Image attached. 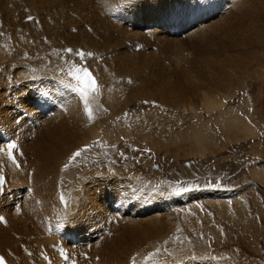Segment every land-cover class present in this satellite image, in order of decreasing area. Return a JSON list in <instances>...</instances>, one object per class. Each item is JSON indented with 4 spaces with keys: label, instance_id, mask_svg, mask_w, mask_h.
Wrapping results in <instances>:
<instances>
[{
    "label": "rangeland",
    "instance_id": "obj_1",
    "mask_svg": "<svg viewBox=\"0 0 264 264\" xmlns=\"http://www.w3.org/2000/svg\"><path fill=\"white\" fill-rule=\"evenodd\" d=\"M17 1L10 0L11 5L8 0H0V3L4 4L0 13L13 17L18 11L17 14L23 15V18L25 17L27 20L24 19L20 23L0 22V95L2 94L0 96V147H5L8 142H15L17 145L13 151L15 163L8 158L6 151L0 152V177L4 178V183L0 185V216L6 219V215L13 213L17 218L20 216L21 222H25V224L28 219L27 223L32 227L35 225L41 227L40 230L44 232L45 236L47 235V238L48 234L57 238L59 236L57 229L63 230L61 235L67 237L65 238L67 240L63 241L67 244L65 246L77 251L73 255V259L75 257L73 264H78L76 260L82 257L81 254L86 249H99L107 241L119 243L117 245L122 247L121 257L125 261L127 260V264H264V46H257L245 53L253 52L251 61L246 62L247 68L244 69L243 66L246 55L242 54L238 59V66L229 64L227 70L218 73L208 69L198 68V70L197 67H191L189 62L197 55L195 48H204L205 43L212 46L211 49L208 48L211 53L219 50L221 41L218 34L211 33L212 37L207 34L204 38L208 42L207 40L205 42L204 38L201 39L202 41H198L201 46H197L199 43L194 41L195 44L197 43V47L193 45L194 43L189 44L191 41L187 40L186 36L188 32L195 30L196 26L199 27L204 23V25H208L211 21L215 22L228 10V13L235 12L234 15L246 14L250 9L251 0H248L250 3L247 0H240V2L237 0L238 3L236 0H183L184 2L180 5L181 9L174 14V19L166 22L167 29H170L169 36L182 42L180 59L177 58L178 54H171L172 44L162 40L156 42V39L152 38L150 32L155 27L147 28L139 22H132L137 17L135 9L138 8L136 6H142L139 1L144 5L148 2L146 5H150L151 0H50L52 4L48 0H40L41 4L39 0H36L37 2L26 0L29 3L28 7L20 5ZM42 2H47V4L44 3L43 6ZM56 2L58 5L55 4ZM112 2H115L116 5ZM252 2V7L255 10L262 11L260 3H257L256 0H252ZM101 3L105 5L101 6ZM32 5L33 7H31ZM198 5H200L197 9L201 11V18L198 23L192 25L194 19L196 20L194 9ZM48 6L52 8L50 7V9ZM112 7H115L116 10L106 13L109 20L114 25L137 31L139 35H131L129 38L128 35L124 36L122 31L120 34L118 31L120 29L103 24L97 25L95 21L93 22V13L97 15L96 12L99 10L103 15L106 8L110 10ZM52 14L55 16L53 17ZM90 14L92 25L89 23L88 15ZM247 14L251 22L254 16L251 12ZM116 16L119 18L116 19ZM180 17H182L181 26L186 24V27L180 30L181 34L173 30L175 28L173 20L176 21ZM52 20L53 22H51ZM65 22L69 24H65ZM248 22L249 20L244 21V23ZM42 24L45 25L44 28ZM71 24L73 25L71 26ZM49 27H52L51 30ZM112 30L114 34L116 32L117 37L114 36ZM107 32H110L114 37ZM171 33L178 36H171ZM120 35L124 37L122 38ZM216 40L219 41L220 46ZM89 43L90 45L94 43L97 47L103 45L102 52L98 51V53L96 51L98 48H91L88 46ZM163 43L167 46L165 47ZM69 48L73 49L71 54L65 52V49ZM76 51H82L85 54L92 53V55L80 58L76 55ZM164 53L165 55H163ZM219 54V56H223L222 53ZM189 57L190 60H188ZM224 57L229 61L228 55ZM176 60L179 62L177 63ZM174 64H178L179 67ZM71 65L87 68L97 82L98 90L90 103L91 120L85 114L84 105L79 97L60 83V81L70 82L66 72ZM116 65L118 66L116 67ZM180 67H186L181 69L186 71L185 76L189 75V79L187 77L185 79V76L181 77ZM175 69L179 70H176L178 74ZM190 70L192 71L189 72ZM242 74L247 75L242 76ZM136 76L142 78L141 83L133 82L137 78ZM161 85L167 90L162 89ZM174 85L175 87H173ZM172 88H174V95ZM156 90L159 93L166 92L162 93L166 98L173 95L177 99L170 96L167 98L168 103L164 105L165 103H160L153 98V96L158 97ZM73 100L78 106L81 118H76L78 109L74 112L75 117L71 115V111L68 112L69 106L73 105ZM209 100L214 103L213 108L206 106V101ZM3 116L6 118L3 119ZM72 117L75 121H72ZM235 118L236 122L233 120ZM56 124L60 125L59 128L56 127ZM47 126L52 130L47 129L48 132L57 136V138L55 137L56 142L53 140L50 143V140L47 139L48 134L46 135L47 130L45 129ZM72 127L76 131H73ZM42 130L46 131V143L43 142L44 138L42 141L44 135V132L41 133ZM38 132L40 134L36 135ZM72 134H75L76 137ZM35 136H41V138H37L43 142L42 145L37 144L39 141ZM64 137L66 142L63 141ZM197 137L199 140L195 139ZM60 140L61 143H59ZM35 141V146L36 144L40 146L39 149L38 146H34L33 142ZM81 148H87L88 151L82 152L81 156L65 170L64 164L68 162L71 154ZM49 149H51V153ZM42 151L44 156L48 153L46 158L44 157L46 165H48V161L55 168L50 169L49 174H45L43 189L40 188L42 178L39 179V176H36L37 168L34 166L35 164L37 166L39 158L37 155ZM26 152L36 157L29 156ZM35 152L36 154H32ZM59 152H64L60 153L64 156L61 157ZM24 153L26 154L25 158ZM25 159L28 162L32 159L35 163L31 160L28 165ZM57 163L61 165L58 166ZM31 165L34 167L30 168ZM23 170L24 172L26 170L25 174L22 173ZM55 174L58 178L54 177ZM38 186L39 189H37ZM41 190H45L49 194ZM36 191H41L40 193L43 194L38 196L39 192ZM61 195L67 201V206L60 203ZM49 199H53V201H49ZM35 200L37 201L35 202ZM20 203L23 204L20 205ZM115 203L120 204V207L111 212L110 207ZM44 207H52L53 213L56 212L55 216L53 215L56 220L54 219L55 224L52 227L47 226L43 212L40 213ZM58 207L60 211H58ZM19 210L21 212H18ZM142 210L143 214L140 213ZM145 210L148 214L144 212ZM34 211H36L35 214H33ZM129 211L132 214H129ZM151 213L158 214V216L170 214L171 219L168 220L171 224L167 223L164 228L162 226L160 228L161 231L165 229L163 233L151 235L144 232L147 230H143L141 233L138 232L139 242L127 234L121 235L122 239L118 238L119 234L115 235L117 223L131 219L132 221H141L143 217L144 219H148L147 217L156 218L157 215L154 216ZM34 215L36 216L34 217ZM127 215H130L131 218L127 219ZM85 216L89 221H84ZM140 216L143 217L139 219ZM79 218L87 224L86 228H82L83 233H87V242L75 230L76 222L80 221ZM37 221L41 222V226ZM0 226L5 228L6 224L0 223ZM26 226L25 228H29L27 224ZM72 228H75V231ZM110 228H114V230L112 229V235H115L113 237L110 234ZM9 232L12 237H15L11 230ZM71 233H75L74 235L81 239L76 246L69 238ZM24 238L26 237L19 236L17 238L19 239V249H22L21 253L24 255L26 253L29 257L34 256L31 257L34 260H37V256L44 261L43 264H67L64 262V256L61 255L63 252L69 259L70 253L67 249L57 250L59 253L54 252L58 254V257H61V262H52L51 255L57 257V254H48L49 252L46 253L39 245L41 246L42 243L48 249L50 248L49 251H56L54 244L49 243V240H44L37 246L33 244L31 247L30 245L31 252L30 250L25 252L23 250L26 248L24 243L28 240H24ZM33 249L36 251H34L35 253L32 252ZM14 255L12 256L13 263L20 264L19 253ZM0 257L5 258L4 264H9L7 256L0 254ZM98 259L101 260L99 256H96L94 264H100ZM34 260L29 261L34 262ZM35 264H38V260Z\"/></svg>",
    "mask_w": 264,
    "mask_h": 264
},
{
    "label": "bare ground",
    "instance_id": "obj_2",
    "mask_svg": "<svg viewBox=\"0 0 264 264\" xmlns=\"http://www.w3.org/2000/svg\"><path fill=\"white\" fill-rule=\"evenodd\" d=\"M2 1V0H1ZM9 2H10V0H8ZM30 1V0H29ZM32 1V0H31ZM36 1V0H35ZM48 1H50V0H48ZM47 1V2H48ZM53 1V0H52ZM52 1H50V3L52 4ZM60 1H62V0H60ZM65 1V0H64ZM82 1V0H81ZM100 1H104V0H100ZM110 1H112V0H110ZM109 1V2H110ZM126 1H128V0H126ZM149 1V0H148ZM152 2H151V4H150V2H149V4L150 5H146V4H148V2L147 3H145V5H144V3H141L140 1H139V3H140V5H142V6H139L138 7V5L136 6L138 9H135L136 10V12H137V17L135 18V19H133L132 20V22H139V23H141L144 27H155V29H153V30H151V32H150V34L152 35V38H154V40L157 42H160V40H162L163 42L164 41H167V42H169L170 44H172V47L170 48L171 49V51H172V53H171V51H170V53L171 54H178V59H180V56H181V54H182V42L181 41H178L179 39H173L172 37H170L169 36V33H170V29H167V27H166V22L167 21H170L171 19H173L174 18V14L179 10V9H181V7L182 6H180V5H182V3L184 2L183 0H151ZM187 1V0H186ZM193 1V0H192ZM237 1V0H236ZM239 2H240V0H238ZM238 1H237V3H238ZM243 1H245V0H243ZM254 1V0H253ZM7 2V1H6ZM18 3H20V5L22 4V5H24L25 7H28L29 6V3H28V1H26V0H18L17 1ZM16 2V3H17ZM34 2V1H33ZM37 2V1H36ZM47 2H44L45 4H47ZM67 2V1H66ZM247 2L248 3H250L248 0H247ZM256 2L257 3H260L261 5H262V11H258V10H255L253 7H252V4L251 3H253L252 2V0H251V3L249 4V11L248 12H251L252 14H253V16H254V18H252V20H251V22H250V19L247 17V13L246 14H240V15H234V13H232V11L230 12V13H228L229 12V10H228V12L226 13V14H224L222 17H219V18H217L216 20H215V22L214 21H211V22H213L212 24H211V22H209L210 24H208V25H204V24H202V25H204V26H196L197 28L194 30L193 29V31H190V32H188V34L186 35L188 38H187V40H190L191 42L189 43L188 41V43L189 44H192V43H194L193 45H197V43L195 44V42L194 41H196V42H198L199 40H201L202 38H204L207 34H210V36L209 37H212L211 36V33L213 34V33H217L218 34V36H219V39H220V41H221V48L219 49V50H216L215 52H213V53H211V51H209L208 50V48H212V46H208V43H205L206 45H205V47L204 48H199V47H197V46H199L200 45V42H198L199 44L196 46L197 48H195L196 50H195V52L197 53V55H196V57L194 58V59H192V61H189L190 62V66L191 67H197L196 69H198V68H201L202 70H206V69H208V70H210V71H213V72H218V73H221V72H224V70H227L228 68H229V64L230 65H232V64H236V66H238V64H239V62H238V59H240V57H241V55L242 54H245L247 51H250V50H252V49H255L257 46H264V0H256ZM3 3H4V1H3ZM11 3V2H10ZM39 3L41 4V1L39 0ZM44 3L42 2V5L44 6ZM65 3V2H64ZM115 3V2H114ZM113 2H112V4H114ZM138 3V4H139ZM234 4L236 3V2H233ZM248 3H246L247 4V6H248ZM5 4V3H4ZM4 4H2V3H0V11L4 8ZM9 4V3H8ZM7 4V5H8ZM14 4V3H13ZM38 4V3H37ZM36 4V5H37ZM48 4H49V2H48ZM55 4H57V2L55 3ZM96 4V3H95ZM102 4L103 3H101V6H102ZM110 4V3H109ZM111 4V6H114V5H112ZM134 4H135V2H134ZM137 4V3H136ZM184 4H187V3H184ZM11 5H12V3H11ZM10 5V6H11ZM33 5H35V4H33ZM33 5L31 6V7H33ZM58 5V4H57ZM103 5H105V4H103ZM115 5H116V3H115ZM122 5V4H121ZM133 5V4H132ZM243 5V4H242ZM38 6V5H37ZM46 6V5H45ZM60 6V5H59ZM110 6V7H111ZM124 6V5H123ZM234 6V5H233ZM40 7V6H39ZM49 7V6H48ZM51 7V6H50ZM49 7V8H50ZM227 7V6H226ZM244 7V6H243ZM30 8V7H29ZM42 8V7H41ZM52 8V7H51ZM50 8V9H51ZM96 8V7H95ZM132 9H133V6L131 7ZM223 8H224V6H223ZM11 9V8H10ZM40 9V8H39ZM38 9V10H39ZM109 9V8H108ZM107 8L104 10V12H103V15H102V11H99V10H97V15H94V13H93V18L92 17H90L91 16V14H92V12H91V14L90 15H88L89 17H90V19H89V23H91V25H92V20H93V22L95 21V23H97V25H106V26H108V27H112V28H116V29H120V30H118L119 31V33L122 31L123 33H124V36L125 35H128V37L129 36H133V35H139V33L137 32V31H132V30H128V29H126V28H124V27H121V26H118V25H114V23L113 22H111V20H109V18L106 16V13L108 14V12H111V11H114V10H116L115 9V7H112V8H110V10H108ZM125 9V8H124ZM244 9V8H243ZM242 9V10H243ZM6 10V9H5ZM41 10V9H40ZM45 10V9H44ZM43 10V11H44ZM47 10V9H46ZM59 10V9H58ZM90 10V9H89ZM93 10V9H92ZM102 10H103V8H102ZM121 10H123V9H121ZM129 10V9H128ZM241 10V11H242ZM260 10V9H259ZM20 11V10H19ZM126 12H127V10H125ZM17 12L18 11H16V13L14 14V16L12 17V16H7L6 14H3L2 12V14L0 13V22H10V21H14L15 23H20V22H22L24 19H25V17L23 18V15L21 16L20 14H17ZM41 12V11H40ZM62 12V11H61ZM86 13H87V11H85ZM11 13V12H10ZM20 13H23V12H20ZM242 13H244V12H242ZM24 14V13H23ZM56 14V13H55ZM55 14L53 15V17L55 16ZM89 14V13H88ZM132 14V13H131ZM238 14V13H237ZM250 14V13H249ZM130 15V14H129ZM133 15V14H132ZM25 16H26V14H25ZM29 16V15H28ZM57 16H59V15H57ZM63 16V15H62ZM61 16V17H62ZM88 16H87V18H88ZM96 16V17H95ZM135 16V15H134ZM85 17V16H84ZM95 17V18H94ZM115 17V16H114ZM218 17V16H217ZM21 18H23V19H21ZM60 18V17H59ZM87 18H85V19H87ZM91 18H92V20H91ZM111 18V17H110ZM117 18H119V17H117L116 16V19ZM42 19V18H41ZM40 19V20H41ZM62 19V18H61ZM84 19V18H83ZM115 19V18H114ZM26 20V19H25ZM43 20V19H42ZM58 20V19H57ZM91 20V21H90ZM213 20V19H212ZM245 20H249V22L248 23H244V21ZM255 22H254V21ZM27 21V20H26ZM55 21V20H54ZM114 21V20H113ZM209 21V20H208ZM3 22V23H4ZM43 22V21H42ZM51 22H53V20L51 21ZM58 22V21H57ZM71 22H73V21H71ZM70 22V23H71ZM129 22V21H128ZM206 22V21H205ZM13 23V22H12ZM39 23V22H38ZM50 23V22H49ZM54 23H56V21L54 22ZM131 23V22H130ZM129 23V24H130ZM261 23V24H260ZM7 24V23H6ZM35 24V23H34ZM65 24H69L68 22H65ZM74 25H76L75 23H73ZM73 24H71V26L73 25ZM94 24V23H93ZM132 24V23H131ZM140 24V25H141ZM11 25V24H10ZM43 25V24H42ZM42 25H41V27H42ZM47 25V24H46ZM96 25V24H95ZM133 25V24H132ZM183 25V29L186 27V24H182ZM44 26L45 25H43V28H44ZM53 26V25H52ZM40 27V28H41ZM48 27V26H47ZM67 27V26H66ZM69 27V26H68ZM136 27V26H135ZM201 27V28H200ZM51 28L52 27H49V29L51 30ZM55 28V27H54ZM111 28V29H112ZM200 28V29H199ZM28 29V28H27ZM102 30V29H101ZM155 30V31H154ZM47 31H48V29H47ZM57 31V30H56ZM94 31V30H93ZM99 31H100V29H99ZM117 31V32H118ZM53 32V31H52ZM58 32V31H57ZM82 32V31H81ZM12 33H14V32H12ZM55 33V32H54ZM53 33V35H55ZM108 34L110 33V32H107ZM107 33H106V35H107ZM112 33H113V30H112ZM118 33V34H119ZM141 33V32H140ZM145 33V32H144ZM83 34H84V32H83ZM114 34V33H113ZM115 34H116V32H115ZM114 34V36L115 37H117V35H115ZM120 34H122V33H120ZM217 34H215V35H217ZM16 35V34H15ZM50 35V34H49ZM102 35H104V34H102ZM109 35H111V36H113L111 33L109 34ZM109 35H107V36H109ZM140 35H142V33L140 34ZM47 36V35H46ZM100 36V35H99ZM105 36V35H104ZM106 36V37H107ZM113 36V37H114ZM122 38L124 37L123 35H120ZM143 36V35H142ZM171 36H174V37H177L178 35L177 34H173V33H171ZM12 37V36H11ZM14 37V36H13ZM87 37V36H86ZM85 37V38H86ZM96 37V36H95ZM135 37H137V36H135ZM134 37V38H135ZM209 37H208V39H209ZM82 38H83V36H82ZM103 38V37H102ZM112 38V37H111ZM110 38V39H111ZM119 38V37H118ZM130 38V37H129ZM133 38V37H132ZM143 38H144V36H143ZM207 38V37H206ZM78 39V38H77ZM86 39H88V37L86 38ZM97 39V38H96ZM141 39V38H140ZM216 39H218V37H216ZM80 40V39H79ZM82 40V39H81ZM130 40V39H129ZM135 40V39H134ZM144 40V39H143ZM205 42H206V40L207 39H203ZM210 40H212V38H210ZM84 41H86V40H84ZM89 41V40H88ZM91 41H92V39H91ZM161 41V42H162ZM202 41V40H201ZM218 40H216V43L219 45V41L217 42ZM104 42V41H103ZM186 42V43H187ZM207 42H208V40H207ZM214 42H215V40H214ZM82 43V42H81ZM86 43V42H85ZM91 43V42H90ZM90 43L88 44V46H90L91 48H96L97 47V45L96 44H92V45H90ZM109 43V42H108ZM112 43V42H111ZM133 43V42H132ZM201 43H203V42H201ZM84 44V43H83ZM100 44V43H99ZM112 44H114V43H112ZM149 44V43H148ZM160 44V43H159ZM95 45V46H94ZM158 45V44H157ZM163 45H164V43H163ZM174 45V46H173ZM192 45V46H193ZM103 46V45H102ZM102 46H100V47H97L98 48V50H96L97 52L98 51H100V52H102ZM105 46V45H104ZM165 47L167 46V45H164ZM168 46H169V44H168ZM201 46V45H200ZM203 46V45H202ZM208 46V47H207ZM220 46V45H219ZM158 47H159V45H158ZM163 47V46H162ZM207 47V48H206ZM161 48V47H160ZM210 48V49H211ZM103 49H104V47H103ZM159 49V48H158ZM163 49H165V48H163ZM169 49V47H168V50H170ZM185 49V48H184ZM191 49V48H190ZM105 50V49H104ZM166 50H167V48H166ZM173 50H174V53H173ZM193 50V49H192ZM162 51V50H161ZM214 51V50H213ZM257 51V50H256ZM175 52H178V53H175ZM192 52V51H191ZM99 53V52H98ZM188 53V52H187ZM219 53H222V55L223 56H219L220 54ZM230 53V54H229ZM248 53V52H247ZM101 54V53H100ZM166 54H169V53H166ZM128 55V54H127ZM159 55V54H158ZM163 55H165V53L163 54ZM170 55V54H169ZM225 55H228L229 56V61H227V59L224 57ZM246 55V59H245V63L243 64L242 62V64H243V66H244V69H245V67H246V65H247V63H248V61H251V59H252V55H253V52H251L250 54H245ZM129 56V55H128ZM172 56V55H171ZM174 56V55H173ZM172 56V57H173ZM185 56H187V55H185ZM249 56V57H248ZM261 56V55H260ZM125 57V56H124ZM167 57V56H166ZM166 57H164V58H166ZM175 57V58H176ZM126 58V57H125ZM149 58V57H148ZM147 58V60H149ZM183 58V57H182ZM159 59V58H158ZM191 58L189 57V59L188 60H190ZM243 59V58H242ZM106 60V59H105ZM118 60V59H117ZM174 60V59H173ZM186 60H187V58H186ZM126 61V60H125ZM150 61V60H149ZM183 61V60H182ZM184 61H185V59H184ZM240 61V60H239ZM117 62V61H116ZM128 62V61H127ZM144 62V61H143ZM176 62H177V60H176ZM179 62V61H178ZM177 62V63H178ZM247 62V63H246ZM118 63V62H117ZM150 63V62H149ZM105 64H108V63H105ZM105 64H102V65H105ZM180 64V63H179ZM185 64V63H184ZM188 64V63H187ZM124 65H125V62H124ZM174 65H176V64H174ZM173 65V66H174ZM178 65V64H177ZM176 65V67H179V65L177 66ZM241 65V64H240ZM118 65H116V67H117ZM122 66V65H121ZM172 66V67H173ZM184 66V65H183ZM120 67V66H119ZM127 67V66H126ZM187 67V66H186ZM185 67V68H186ZM190 67V68H191ZM232 67V66H231ZM125 68V67H124ZM174 68V67H173ZM181 68H184V67H180V69ZM184 68V69H185ZM194 68H192L193 70H194ZM238 68V67H237ZM236 68V69H237ZM247 68V67H246ZM114 69V68H113ZM129 69V68H128ZM200 69V70H201ZM133 70H135V69H133ZM179 71L178 69H175V71ZM199 70V69H198ZM233 70H235V69H233ZM240 70V69H239ZM129 71V70H128ZM143 71V70H142ZM177 71H176V73H177ZM188 71V70H187ZM192 70H190L189 72H191ZM231 71V70H230ZM138 72V71H137ZM155 72V71H154ZM185 70H182L181 69V71L179 72V74L181 73V77H184L186 74H185ZM239 72V71H238ZM163 73V72H162ZM175 73V72H174ZM194 73V72H193ZM198 73V72H197ZM197 73H195V74H197ZM199 73H201L200 71H199ZM199 73H198V75H199ZM159 74V73H158ZM160 74H161V72H160ZM178 74V73H177ZM223 74V73H222ZM221 74V75H222ZM139 75H140V73H139ZM214 75V74H213ZM212 75V76H213ZM247 75V74H246ZM246 75H243L242 74V76H246ZM167 76V75H166ZM189 76V75H188ZM188 76H185V79H186V77L188 78ZM229 76V75H228ZM137 77V76H136ZM180 77V76H179ZM219 77V76H218ZM194 78H195V76H194ZM217 78V77H216ZM224 78V77H223ZM141 79L142 78H139V77H137L136 79H134L133 80V82H138V83H141ZM166 79V78H165ZM164 79V80H165ZM189 79V78H188ZM191 79V78H190ZM219 79V78H218ZM145 80V79H144ZM146 80H147V78H146ZM146 80L144 81V82H146ZM163 80V81H164ZM167 80V79H166ZM181 80V79H180ZM179 80V81H180ZM201 80V79H200ZM68 81V80H67ZM140 81V82H139ZM143 81H142V84L144 83ZM153 82V81H152ZM164 82H167V81H164ZM187 82H189L188 80H187ZM138 83H137V85H138ZM149 83H151V82H149ZM167 83H169V82H167ZM171 83V82H170ZM210 83V82H209ZM245 83H246V81H245ZM135 84V83H134ZM152 84V83H151ZM150 84V85H151ZM163 84V83H162ZM144 85V84H143ZM146 85H148V83H146ZM165 85H168V84H166L165 83ZM172 85V84H171ZM157 86V85H156ZM156 86H155V88H156ZM162 87H163V85H161ZM179 86V85H178ZM145 87H147V86H145ZM150 87V86H149ZM152 87V86H151ZM158 87V86H157ZM169 88L171 87L170 86V84H169V86H168ZM173 87H175V85L173 86ZM153 88V87H152ZM167 88V87H166ZM14 89V88H13ZM159 89V88H158ZM162 89H165L164 87L162 88ZM188 89V88H187ZM27 90V89H26ZM137 90V89H136ZM139 90V89H138ZM155 90V89H154ZM165 90H167V89H165ZM170 90V89H169ZM172 90H173V95H174V88H172ZM20 91V90H19ZM23 91V90H22ZM142 91H143V89H142ZM141 91V92H142ZM144 91L146 92V89H144ZM138 92V91H137ZM140 92V91H139ZM155 92V91H154ZM156 92H158L157 90H156ZM161 92V91H160ZM168 92H170V91H168ZM172 92V91H171ZM149 93V92H148ZM163 94L164 93H166V92H162ZM162 93H159L158 92V97L157 96H153V98L155 99V100H158V101H160V103H165L164 105H166V103H168V100H167V98H169L170 96H172L173 97V95H168L169 97H165V96H163V94ZM26 94V93H25ZM170 94V93H169ZM221 94H223V93H221ZM118 95V94H117ZM150 95V94H149ZM152 95V94H151ZM166 95V94H165ZM0 96H2V94L0 95ZM62 96H64V95H62ZM120 96V95H119ZM176 96V95H175ZM145 97H147V96H145ZM148 98V97H147ZM151 98H152V96H151ZM173 98H175V99H177V97H173ZM173 98H172V100H173ZM208 98V97H207ZM1 99H2V97H1ZM1 101V100H0ZM64 101V100H63ZM73 102V105H70L69 106V108H68V112L69 111H71L72 113H71V115L72 116H74V112L75 111H77V109H78V106H77V104H76V102L73 100L72 101ZM170 102H171V98H170ZM170 102H169V104H170ZM176 102V101H175ZM216 102V101H215ZM29 103V102H28ZM75 103V104H74ZM217 103V102H216ZM219 103V102H218ZM19 104V103H18ZM172 104V103H171ZM20 105V104H19ZM23 105V104H22ZM168 105V104H167ZM21 106V105H20ZM119 106V105H118ZM174 106V105H173ZM172 106V107H173ZM206 106H208L209 108H213L214 107V103L211 101V100H209V101H206ZM216 106V105H215ZM29 107V106H28ZM217 107V106H216ZM221 107V106H220ZM61 108V107H60ZM218 108H219V106H218ZM27 109V108H26ZM25 109V110H26ZM214 109H216V108H214ZM3 110V109H2ZM74 110V111H73ZM207 110V109H206ZM213 110V109H212ZM24 111V110H23ZM27 111V110H26ZM29 111V110H28ZM62 111V110H61ZM209 111V110H208ZM60 112V111H59ZM79 112V109H78V111L76 112V118L77 117H79V118H81L80 117V114L78 113ZM29 113V112H28ZM57 113V112H56ZM56 113H53V114H56ZM8 115V114H7ZM64 115V114H63ZM9 116V115H8ZM60 116V115H59ZM70 116V115H69ZM82 116V115H81ZM1 117V116H0ZM17 117V116H16ZM75 117V116H74ZM4 118H6V117H4L3 116V119ZM55 118V117H54ZM53 118V119H54ZM70 118V117H69ZM9 119V118H8ZM19 119V118H18ZM58 119V118H57ZM60 119V118H59ZM72 119V121H75V119L72 117L71 118ZM2 120V119H1ZM52 120V119H51ZM64 120V119H63ZM67 120V119H66ZM233 120H235L234 122H236V118L235 119H233ZM58 121H60V120H58ZM57 121V122H58ZM71 121V120H70ZM238 121V120H237ZM8 122V121H7ZM64 122H65V120H64ZM49 123H51V122H49ZM59 123H62V122H59ZM66 123V122H65ZM233 123V122H232ZM6 124V123H5ZM8 124V123H7ZM70 125H71V123H69ZM222 124V123H221ZM225 124V123H224ZM229 124V123H228ZM20 125V124H19ZM53 125L55 126V124L53 123ZM52 125V126H53ZM57 126L56 127H58V126H60V125H58V124H56ZM76 125V124H75ZM74 125V126H75ZM223 125V124H222ZM226 125V124H225ZM235 125V124H234ZM1 126V125H0ZM4 127H5V125H3ZM6 126H9V125H6ZM50 126V125H49ZM64 126V125H63ZM4 127H2V128H4ZM22 127H23V125H22ZM65 127V126H64ZM63 127V128H64ZM95 127V126H94ZM24 128V127H23ZM22 128V129H23ZM52 128V127H51ZM59 128V127H58ZM73 128V127H72ZM71 128V129H72ZM223 128H225V127H223ZM6 129V128H5ZM9 129V128H8ZM11 129V128H10ZM25 129V128H24ZM28 129V128H27ZM46 130L47 129H50V127L48 128V126H47V128H45ZM85 129V128H84ZM19 130V129H18ZM21 130V129H20ZM54 130V129H53ZM59 130V129H58ZM70 130V129H69ZM69 130H68V132H69ZM73 131H76L74 128L72 129ZM228 130H231V129H228ZM10 131V130H9ZM50 131H52L51 129H50ZM50 131L48 132V130H47V133H46V131L44 132L43 130L41 131V133L42 132H44V137L42 136V141H43V138H44V143H46L45 142V140H46V138L47 139H49L50 141V143L51 142H53V140H55V142H56V139H55V137L57 138V136H55L54 134H52V132H51V134H50ZM55 131H57V129H55ZM54 131V132H55ZM60 131V130H59ZM246 131V130H245ZM40 132V131H39ZM37 133L36 135H38V134H40V133ZM63 132V131H62ZM71 132V131H70ZM45 133H46V135L48 134V136L46 137V135H45ZM59 133V132H58ZM64 133V132H63ZM71 133H73V132H71ZM70 133V134H71ZM60 134V133H59ZM68 134V133H67ZM57 135V134H56ZM73 135V134H72ZM77 135V134H76ZM73 136H75V134L73 135ZM36 137V136H35ZM37 137H39V136H37ZM36 137V140L37 141H39L38 139L39 138H41V136L39 137V138H37ZM46 137V138H45ZM61 137H63V136H61ZM61 137H58V138H61ZM67 137V136H66ZM76 137V136H75ZM78 138V137H77ZM80 138V137H79ZM69 139H70V137H69ZM81 139V138H80ZM82 139H84V138H82ZM195 139H198L199 140V138L197 137V138H195ZM27 140V139H26ZM58 140V139H57ZM47 141V140H46ZM63 141L64 142H66L67 140L65 139V137L63 138ZM71 141H72V139H71ZM70 141V142H71ZM40 142V143H39ZM39 142H37V144L38 145H40L41 143L43 144V142H41V141H39ZM81 142H82V140H81ZM34 143V146H35V143H36V141L35 142H33ZM59 143H61V140H60V142ZM28 144V143H27ZM36 144V146L35 147H37L38 145ZM41 144V145H42ZM55 144V143H54ZM66 144V143H65ZM76 144V143H75ZM45 145V144H44ZM66 145H68V144H66ZM70 145V144H69ZM74 145V144H73ZM72 145V146H73ZM48 146V145H47ZM49 146H50V144H49ZM29 147V146H28ZM39 147L40 146H38V149H39ZM45 147V146H44ZM44 147H42L43 149H44ZM52 147V146H51ZM57 147V146H56ZM58 147H59V145H58ZM57 147V148H58ZM63 147V146H62ZM64 147H65V145H64ZM70 147V146H69ZM30 148V147H29ZM55 148V147H54ZM66 148V147H65ZM36 148H34V150H35ZM46 149H47V147H46ZM59 149V148H58ZM57 149V150H58ZM67 149H68V147H67ZM27 150H28V152H29V149L27 148ZM33 150V151H34ZM37 150V149H36ZM42 150V149H41ZM38 151V150H37ZM36 151V152H37ZM48 151V150H47ZM49 151H50V153H51V149H49ZM54 151H55V149H54ZM66 151V150H65ZM36 152L35 153H32V154H36ZM41 152V151H40ZM67 152V151H66ZM66 152H65V154H66ZM47 153V152H46ZM60 153H64V152H59V155L62 157V156H64L63 154H60ZM26 154L28 155L29 154V156H35V155H31V153H27L26 152ZM26 154L24 153V158H25V156H26ZM42 154V156H39V155H41ZM38 153V155H37V157H39L38 158V162H37V166H36V164L34 165L37 169V171H36V176H39V179H41V183H42V185H41V187L40 188H42L43 189V186H44V184H43V178L45 179V174H47L48 172H49V170L50 169H55L52 165H50V163L47 161V164L48 165H46V163H45V156L46 155H48V153L44 156L43 154V151H42V153ZM55 154V153H54ZM68 155V154H67ZM52 156H53V154H52ZM66 156V155H65ZM36 157V156H35ZM35 157H33V159L35 158ZM45 157V158H44ZM24 158H23V160H24ZM65 158V157H64ZM51 159H52V157H51ZM22 160V159H21ZM32 160V159H31ZM31 160H29V162L27 161V159H25V161H27L26 162V164H30V161ZM35 161H37V159L35 158L34 159ZM34 160H32V162H34L35 163V161ZM25 161H23V162H25ZM61 161V160H60ZM22 162V161H21ZM31 162V163H32ZM58 162V161H57ZM54 164V163H53ZM63 164V163H62ZM23 165V164H22ZM28 165H25L26 167L28 166ZM57 165H58V163H57ZM56 165V166H57ZM61 165V164H60ZM60 165H58V166H60ZM25 166H23L24 168L23 169H25ZM34 166H32L31 165V167L30 168H32V167H34ZM22 167V166H21ZM29 167V166H28ZM5 168V167H4ZM29 168V169H30ZM60 168V167H59ZM22 169V168H21ZM27 169V168H26ZM3 171V170H2ZM29 171V170H28ZM30 171H31V169H30ZM29 171V172H30ZM56 171H58L57 169H56ZM24 172V170L22 171V173ZM25 172H26V170H25ZM25 172H24V174H25ZM33 173V172H32ZM57 173V172H56ZM5 174V173H4ZM27 174V173H26ZM49 174V173H48ZM30 175H31V173H30ZM34 176H35V173L33 174ZM32 175V176H33ZM53 175H54V172H53ZM25 176V175H24ZM27 177V176H26ZM54 177H57L58 178V176H56V174H55V176ZM32 178V177H31ZM34 178V177H33ZM23 179V178H22ZM27 179H28V177H27ZM36 180V179H35ZM49 180V179H48ZM52 180V179H51ZM57 180V179H56ZM29 181V180H28ZM50 181V180H49ZM47 182V181H46ZM45 182V183H46ZM103 182V181H102ZM29 183V182H28ZM30 183H32V182H30ZM37 183H38V181H37ZM55 183H57L56 181H55ZM110 183V182H109ZM30 186H31V184H29ZM33 186H34V184H32ZM38 185V184H37ZM39 185V186H40ZM54 185H56V184H54ZM59 185V184H58ZM9 186V185H8ZM24 186H25V183H24ZM23 186V187H24ZM30 186H28V187H30ZM39 186H38V188L37 189H39ZM47 186V185H46ZM45 186V187H46ZM52 186V188H53V185H51ZM57 186V185H56ZM10 187H12V186H10ZM9 187V188H10ZM49 187V186H48ZM47 187V188H48ZM55 187V186H54ZM107 187H108V184H107ZM115 187V186H114ZM12 188H14V187H12ZM33 188V187H32ZM125 188V187H124ZM49 189H50V187H49ZM48 189V190H49ZM115 189V188H114ZM14 190V189H13ZM31 190V189H30ZM51 190V189H50ZM109 190H110V188H109ZM35 191V190H34ZM42 192L43 191H45V190H41ZM41 191H36L37 193H38V196H41L42 194L40 193ZM8 192H11V191H9L8 190ZM35 192V193H36ZM46 192V191H45ZM50 192V191H49ZM51 192H54V191H51ZM55 192H56V190H55ZM102 192V191H101ZM118 192V191H117ZM126 192V191H125ZM31 193H32V191H31ZM48 192H46V194H47ZM27 194V193H26ZM49 194V193H48ZM76 194V193H75ZM117 194V193H116ZM52 195V194H51ZM96 195V194H95ZM28 196V195H27ZM31 196V195H30ZM33 196V195H32ZM85 196V195H84ZM154 196V195H153ZM36 197V196H35ZM43 197V196H42ZM53 197V196H52ZM116 197V196H115ZM38 198V197H37ZM47 198H48V196H47ZM85 198V197H84ZM105 198V197H104ZM127 198V197H126ZM131 198V197H130ZM141 198V197H140ZM154 198V197H153ZM1 199V198H0ZM30 199H31V197H30ZM32 199H34V198H32ZM41 199V198H40ZM39 199V200H40ZM89 199V198H88ZM92 199V198H91ZM117 199V198H116ZM115 199V200H116ZM142 199V198H141ZM152 199V198H151ZM41 200H43V199H41ZM47 200V199H46ZM50 200H52L53 201V199H49V201ZM83 200V199H82ZM81 200V201H82ZM84 200H86V198L84 199ZM107 200V199H106ZM121 200V199H120ZM26 201V200H25ZM33 201V200H32ZM37 200H35V202H36ZM88 201V200H87ZM94 201V200H93ZM117 201H119V200H117ZM143 201V200H142ZM41 202V201H40ZM96 202V201H95ZM104 202V201H103ZM116 202V201H115ZM128 202H129V200H128ZM140 202V201H139ZM146 202H147V200H146ZM150 202H152V201H150ZM24 203V202H23ZM22 203V204H23ZM26 203V202H25ZM49 203V202H48ZM48 203H47V205H48ZM80 203V202H79ZM119 203V202H118ZM143 203H145V202H143ZM21 203H20V205H22ZM27 204V203H26ZM42 204H43V202H42ZM107 204V203H106ZM258 204V203H257ZM50 205V204H49ZM144 206H146L145 204H143ZM142 205V206H143ZM1 206V205H0ZM30 206V205H29ZM44 206V205H43ZM51 206V205H50ZM55 206V205H54ZM73 206V205H72ZM84 206V205H83ZM149 206V205H148ZM152 206V205H151ZM25 207V206H24ZM24 207H22V208H24ZM27 207V206H26ZM31 207V206H30ZM47 207H49V206H47ZM42 208L43 209V211H41L40 213H42L43 212V216H44V218H46V221L45 222H47V226H50V227H52L54 224H55V218H54V216H55V214H56V212H55V214L53 213V211L51 210V208ZM86 207V206H85ZM96 207V206H95ZM134 207V206H133ZM136 207H138V206H136ZM3 208V207H2ZM32 208V207H31ZM33 208H35V207H33ZM40 208V207H39ZM53 208H55V207H53ZM98 208V207H97ZM139 208V207H138ZM137 208V209H138ZM56 209V208H55ZM58 209V211H60L59 210V207L57 208ZM136 209V210H137ZM157 209V208H156ZM1 210V209H0ZM7 210H8V208H7ZM25 210V209H24ZM94 210V209H93ZM96 210V209H95ZM102 210V209H101ZM126 210V209H125ZM139 210V209H138ZM143 210H144V208H143ZM143 210L142 211H140V213L141 212H143ZM148 210V209H147ZM147 210H145L144 212H146ZM9 211H11V210H9ZM29 211V210H28ZM31 211H32V209H31ZM57 211V212H58ZM11 212H13V211H11ZM18 212H21L20 210L18 211ZM35 212L36 211H34V213L33 214H35ZM90 212V211H89ZM92 212V211H91ZM93 212H97V211H93ZM102 212V211H101ZM134 212V211H133ZM151 212V211H150ZM159 212V211H158ZM4 213V212H3ZM31 213V212H30ZM67 213V212H66ZM88 213V212H87ZM147 213V212H146ZM157 213V212H156ZM23 214V213H22ZM61 214V213H60ZM79 214H80V212H79ZM78 214V215H79ZM127 214V213H126ZM129 214H132V212H130L129 211ZM141 214H143V213H141ZM148 214V213H147ZM152 215H157L156 216V218H149V217H147L148 219H144V217H143V220H141V221H132V219L131 220H126V221H121V223H117L118 224V226H117V228H115V226H114V228H115V235H117V234H119V236H118V238H120V236L122 235V236H124V234H127V235H129V236H133L134 237V239L135 240H137L138 242H139V236L140 235H138V232H140L141 233V231H143V230H147V231H144V232H148V233H150L151 235H159L161 232L163 233V231H165V229L163 230V231H161L160 230V228H161V226H162V228H164V225H167V223H170V214L168 215V213L167 214H163V215H160V216H158V214H153V213H151ZM6 215V214H5ZM31 215V214H30ZM37 215H39V214H37ZM54 215V216H53ZM63 215V214H62ZM68 215V214H67ZM90 215V214H89ZM96 215V214H95ZM94 215V216H95ZM134 215V214H133ZM133 215H131V216H133ZM139 215V214H138ZM36 215H34V217H35ZM73 216V215H72ZM128 216V217H127ZM126 217H127V219L128 218H131V217H129L130 215H127ZM134 216H136V215H134ZM146 216H148V215H146ZM150 216V215H149ZM31 217H32V215H31ZM92 217V216H91ZM137 217V216H136ZM141 216L139 217V219H141L142 218ZM151 217V216H150ZM30 218V217H29ZM38 217H36V219H37ZM57 218V217H56ZM65 218V217H64ZM63 218V219H64ZM85 218V222H87V221H89V220H87L88 219V217H84ZM90 218V217H89ZM32 219V218H31ZM41 219V218H40ZM55 219V220H54ZM58 219V218H57ZM75 219V218H74ZM82 219V218H81ZM92 219V218H91ZM125 219V218H124ZM134 219V218H133ZM137 219V218H136ZM169 219V220H168ZM5 220V224H6V227L4 228V227H2V226H0V254L1 255H3V256H7L6 258H7V261L9 262V264H14L13 262V260H12V256H15L14 254H16V253H19V256H20V259H19V261H20V264H35V262L37 263V260H38V264H43V260L42 259H40L39 257H37L36 255V258H37V260H34V259H31V257H29L28 255H26V253H25V255L23 254V253H21L22 252V249L20 250L19 249V244H18V240L19 239H17L19 236L20 237H26V238H24V240L26 239V240H28L26 243H24L25 245H26V248H24L23 250L26 252L27 250H30L31 249V247L33 246V244L35 245V246H37V245H39V242H43L44 240H49V243L51 242L52 244H54V247H55V249L54 250H56V251H49V249H48V247L46 248L42 243H41V246L39 245V247L41 248V249H43V250H45L46 251V253H48V254H51V253H54V252H58L57 250H60V251H64L65 249H67L68 251H69V253H70V256H71V258H70V256H69V259H67V260H65L64 262H67V264H73L74 263V259H75V257H74V259H73V255L74 254H76V252L77 251H74L73 249H71V248H68V247H66L65 246V244H66V242H63V241H65V240H62V239H60L61 237L60 236H57V238L55 237V236H49V234H48V238L44 235V232H42L41 230H40V228H39V226H30L28 223H27V221H28V219L26 220V224L29 226V228H25V227H27L26 226V224H25V222H21V218H20V216L17 218L13 213H10V214H8V215H6V219H4ZM23 221H24V219H22ZM34 220H35V218H34ZM34 220H32V221H34ZM38 220V219H37ZM79 220H80V218H79ZM99 220V219H98ZM167 220V221H166ZM40 221V220H39ZM93 221H94V219H93ZM36 222V221H35ZM38 222V221H37ZM43 222V221H42ZM56 222H58V221H56ZM85 222L83 223V219L82 220H80L79 222H76L77 223V228L75 229L76 230V232L79 234V236L80 237H82L83 238V240L84 241H86L87 242V240H88V236L86 235V234H84L83 233V227H87V224H85ZM91 222H92V220H91ZM97 222V221H96ZM123 222V223H122ZM165 222V223H164ZM39 224L41 223V222H38ZM44 223V222H43ZM68 223V222H67ZM67 223H65V224H67ZM75 223V222H74ZM93 223V222H92ZM45 224V223H44ZM116 224V225H117ZM171 224V223H170ZM46 225V224H45ZM68 225V224H67ZM74 225V224H73ZM89 225H91V223H89ZM94 225V224H93ZM5 226V225H4ZM40 226H41V224H40ZM46 226V227H47ZM76 226V225H75ZM97 226H98V224H97ZM74 227V226H73ZM93 227V226H92ZM95 227V226H94ZM168 227V226H167ZM171 227V226H170ZM43 228H45L44 226H43ZM42 228V230L44 231V229ZM69 228V227H68ZM80 228V229H79ZM85 228H84V230H85ZM114 228H112L113 230H114ZM73 229V228H72ZM73 229V230H74ZM95 229H96V227H95ZM112 229L110 228V231H111V235L113 234L112 233ZM168 229V228H167ZM12 231V233L15 235V237L16 236H18L17 238H15L14 236L12 237L11 235H10V232L9 231ZM74 230V231H75ZM87 230V229H86ZM70 231H72L71 229H70ZM94 231V230H93ZM166 234L168 233V232H165ZM164 233V234H165ZM75 234V233H74ZM77 234V235H78ZM104 234V233H103ZM143 232H142V236H143ZM165 234V235H166ZM95 235V234H94ZM93 235V236H94ZM97 235V234H96ZM115 235H112V237L113 236H115ZM145 235H147V233H145ZM162 235V234H161ZM164 235V236H165ZM60 237V238H59ZM31 238H33V240H31ZM115 238V237H114ZM141 238V237H140ZM22 239V238H21ZM80 239V238H79ZM120 239H122V238H120ZM163 239V238H162ZM67 240V239H66ZM81 240V239H80ZM103 240V239H102ZM22 242V241H21ZM85 242V243H86ZM94 242V241H93ZM44 243H47V242H44ZM18 244V245H17ZM51 244V245H52ZM117 244H119V243H114V242H106L105 243V245L103 246V247H101V248H99V249H95V248H92L91 250L90 249H86L81 255H82V257H80L79 258V260L77 259L76 261H78V264H94V261H95V257L96 256H99L100 258H101V260L100 259H98V260H100L99 261V263L100 264H127L126 263V261H125V259L124 258H122L121 257V252H122V247L121 246H118ZM140 244H141V240H140ZM142 244H143V242H142ZM24 245V246H25ZM30 245H31V247H30ZM67 245V244H66ZM117 245V246H116ZM49 246V245H48ZM69 246V245H68ZM88 246V245H87ZM53 247V246H52ZM70 247V246H69ZM85 247V246H84ZM90 247V246H89ZM88 247V248H89ZM143 247V246H142ZM85 249V248H84ZM83 249V250H84ZM32 250V249H31ZM31 250H30V252H31ZM7 251V252H6ZM35 250L33 249V251L32 252H34ZM44 251V252H45ZM48 251V252H47ZM9 252V253H8ZM30 252L28 251V253L30 254ZM36 252V251H35ZM34 252V253H35ZM33 253V254H34ZM59 253V252H58ZM61 253V252H60ZM80 253V252H79ZM128 253V252H127ZM32 254V253H31ZM54 254H57V253H54ZM52 256V262H57V263H59V262H61L60 261V259H61V257H58V254L56 255L57 257H55V255L53 256V255H51ZM79 256V255H78ZM34 257V256H33ZM32 257V258H33ZM130 257V256H129ZM63 258V257H62ZM5 259V258H4ZM16 260H18V259H16ZM29 260H34V262H30ZM97 260V259H96ZM75 261V262H76ZM63 262V263H64ZM16 263V262H15ZM16 264H19V263H16ZM45 264V263H44ZM77 264V263H76Z\"/></svg>",
    "mask_w": 264,
    "mask_h": 264
},
{
    "label": "snow or ice",
    "instance_id": "obj_3",
    "mask_svg": "<svg viewBox=\"0 0 264 264\" xmlns=\"http://www.w3.org/2000/svg\"><path fill=\"white\" fill-rule=\"evenodd\" d=\"M65 52L71 54L73 49H65ZM76 55L80 58H83L85 55L91 56L92 53L85 54L82 51H76ZM68 79L70 80L69 83H65L64 81H60V83L71 92L76 94L79 97L80 101L84 105V112L88 116V119H92V111L90 108V103L94 98V94L98 90V85L95 78L89 72L87 68L77 67L75 65H71L66 72ZM131 83V81H129ZM17 148L15 142H8L5 147H0V152H7L8 158L15 163V157L13 155V151ZM88 151L87 148H81L80 150L73 152L68 159V162L64 164V169H68V167L78 158L81 156L82 152ZM19 167V165H17ZM4 183L3 177H0V185ZM60 203L65 204L67 206V201L65 200L64 196H60ZM0 223H5L4 217L0 216ZM62 256H64L65 260L68 257L62 252ZM151 255V254H150ZM147 259V258H146ZM0 264H4V258L0 257Z\"/></svg>",
    "mask_w": 264,
    "mask_h": 264
}]
</instances>
